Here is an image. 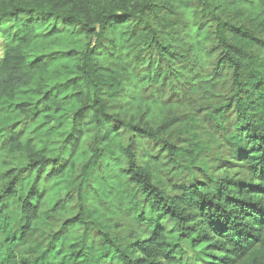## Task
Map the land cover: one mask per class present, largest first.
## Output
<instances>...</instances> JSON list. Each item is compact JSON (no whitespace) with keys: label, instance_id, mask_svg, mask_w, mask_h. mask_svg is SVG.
Segmentation results:
<instances>
[{"label":"clouds","instance_id":"9594fccd","mask_svg":"<svg viewBox=\"0 0 264 264\" xmlns=\"http://www.w3.org/2000/svg\"><path fill=\"white\" fill-rule=\"evenodd\" d=\"M0 264H264V0H0Z\"/></svg>","mask_w":264,"mask_h":264},{"label":"trees","instance_id":"16d2710c","mask_svg":"<svg viewBox=\"0 0 264 264\" xmlns=\"http://www.w3.org/2000/svg\"><path fill=\"white\" fill-rule=\"evenodd\" d=\"M49 55H52V54H49ZM38 59H40V57H38ZM52 71H54V69H52ZM72 79H76V77H73ZM25 103H27V101H25ZM8 107L11 109L12 108V104L10 103L9 105H8ZM15 107L17 108V109H19V108H21L22 107V105L21 104H19V103H17L16 105H15ZM20 123H22L21 121L20 122H18V123H14V124H11V126H9V127H16V125L17 124H20ZM15 171V169H9V173H11V172H14ZM8 173H6L5 175H7ZM74 255H77V254H74Z\"/></svg>","mask_w":264,"mask_h":264},{"label":"rangeland","instance_id":"374dc122","mask_svg":"<svg viewBox=\"0 0 264 264\" xmlns=\"http://www.w3.org/2000/svg\"><path fill=\"white\" fill-rule=\"evenodd\" d=\"M63 46H64V45L61 43V44H57L55 47L60 48V47H63ZM48 54L55 55L54 52H53V53H48ZM54 73H55V69H54V71H53V77H52V79H56ZM72 78H73V77H72ZM49 82H51V80H50ZM18 122H20V121H19V120H16L14 123H18ZM14 123H11V124H14ZM11 124H9L8 126H11ZM41 127H43V125H42Z\"/></svg>","mask_w":264,"mask_h":264}]
</instances>
